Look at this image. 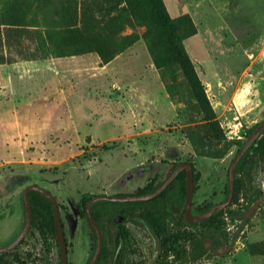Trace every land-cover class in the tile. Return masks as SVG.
Wrapping results in <instances>:
<instances>
[{"label":"rangeland","instance_id":"374dc122","mask_svg":"<svg viewBox=\"0 0 264 264\" xmlns=\"http://www.w3.org/2000/svg\"><path fill=\"white\" fill-rule=\"evenodd\" d=\"M79 1L0 0V245L20 231L21 192L34 184L55 197L66 224L73 222L65 232L68 261L87 264L92 229L81 217L85 198L123 195L143 186L150 178L128 171L135 165L150 171L159 167L161 173L189 161L193 177L197 175L193 214L196 205L224 199L239 143L264 120V0H161L170 18L186 16L195 26L183 46L209 103V120H201L192 98L195 89L182 68L170 57L164 59L162 28L129 8L140 0H120L125 11L103 28L106 47L116 53L106 62L84 37L69 30ZM12 22L17 25L8 24ZM149 36H157L162 45L158 52L166 63L170 92L153 61ZM45 98L44 123L40 115L47 109L33 104ZM18 111L29 115L34 125L29 133L16 128ZM210 121L216 122L218 135L211 132L209 140L202 139ZM21 174L24 182L15 184ZM235 176L242 187L235 204L222 214L223 226L183 223L184 252L172 264H250L249 254L264 256V159L250 151ZM119 205L97 201L91 206L103 243L111 237L112 211ZM182 205L175 183L162 198L132 204L142 218L149 207L160 208L165 222ZM12 252L1 256L0 264H60L56 237L32 226Z\"/></svg>","mask_w":264,"mask_h":264},{"label":"trees","instance_id":"16d2710c","mask_svg":"<svg viewBox=\"0 0 264 264\" xmlns=\"http://www.w3.org/2000/svg\"><path fill=\"white\" fill-rule=\"evenodd\" d=\"M120 0H80L76 3L74 10H73V22L69 25V30L72 34L78 37H84L86 43L89 44L90 48H93L96 50L98 55L101 57L103 61L110 60L116 53L109 50L105 43L107 42L103 35H101V32L103 28L108 23H113L114 21L118 20L119 15L125 11V9L120 7ZM129 8L137 9L141 11L142 13V19L143 20H149L150 22L156 24L157 26L161 27L165 36H166V53L164 56V59H171L172 63H175L178 65L184 73L186 74L187 80L192 84V88L195 89L194 92H192V98L195 99L197 103L198 108V114L201 118V120H209L211 116L207 115V111L209 110V103L206 100L205 94L203 92V89L200 85V82L196 75L193 72V69L191 67L190 61L186 55V51L183 46V39L188 36L192 35L196 32L195 26L193 25V22L191 19H189L186 16H182L179 18H170L165 10L164 4L161 2V0H140L138 4L129 5ZM97 13V14H96ZM19 16H15L14 18L17 19ZM20 21V20H19ZM16 22V21H15ZM12 22L8 23L10 25H17V23ZM148 43L150 46V50L153 55V61L155 65L159 68L162 77L163 82L166 86V88L170 92L168 80L164 76L163 68L165 66V62L162 57V53L158 52L159 48H162L159 38L157 36H149L148 37ZM207 128L209 129V132H205V136L202 139L209 140L210 136H212L211 132H214L217 134L219 132V128L217 129L216 122L210 121L206 124ZM257 125L254 126V128ZM251 132V131H250ZM249 132V134H250ZM264 133V130L261 132V134L250 144L246 152L242 155L240 160L238 161L236 168H235V174L237 171L241 170L242 164L245 162L246 157L248 156L249 152L254 150L255 156L263 158L264 159V136L262 134ZM248 134V135H249ZM190 137H192L189 134ZM245 141V140H244ZM239 143V147L237 148L236 152L239 150V148L244 143ZM195 151L198 154H203L202 150H198L195 148ZM234 174V194L232 201L230 205H228L227 208L219 211L218 213H215L211 215L209 218L194 222L191 224L185 223L186 225H195L200 226L203 228L208 229H219L223 226V217L222 214L225 212V210H228V208L235 204V201L238 199L239 192L241 191V183L238 181V178H236ZM197 179V175H194L193 180ZM181 196L184 202V188H185V180H184V173H181L178 176ZM24 182V176L23 174L18 175L14 179L15 184H21ZM156 184H148L146 191H152L155 189ZM169 188V187H168ZM166 190L161 192L159 195H157L154 198H151L148 200V202H153L159 198H162L165 194ZM224 194L225 197L227 195V175H226V182L224 184ZM224 197V198H225ZM31 210H32V223L31 226L42 231L49 233L53 236H55L54 231V223H53V216H52V209L51 205L48 202V200L43 197L41 194L30 191L28 194ZM256 197L250 198V202L253 201ZM89 197L85 198V203ZM252 200V201H251ZM257 201V200H256ZM144 202V201H143ZM142 202V203H143ZM83 209L81 211V216L84 217V205ZM213 203L207 202L203 204H199L195 206L194 213L198 214L203 212L205 209L210 207ZM163 212L159 208H155L154 211L151 212V215L146 218V221L151 227L154 229L155 225L158 221L162 220ZM186 233L184 230L182 231L181 238L182 243L185 238ZM91 252L94 248V232L92 230L91 233ZM190 235L188 234V237ZM174 251H172L174 254H176L178 259L181 258L184 252L183 245L181 246V250L178 249V252L176 253V247L173 248ZM13 251V250H12ZM10 251L11 253H13ZM10 252H3L0 253V257L6 254H10ZM170 252L168 251L166 254V257L164 258L163 262L164 264H172L174 260L176 259H170L169 256ZM107 261V252L104 247L101 248L97 264H104ZM169 262V263H168Z\"/></svg>","mask_w":264,"mask_h":264},{"label":"flooded vegetation","instance_id":"af4514ba","mask_svg":"<svg viewBox=\"0 0 264 264\" xmlns=\"http://www.w3.org/2000/svg\"><path fill=\"white\" fill-rule=\"evenodd\" d=\"M177 163L178 162L169 165V167L167 169H163L161 173H160L159 167H156L155 170L153 171H150V168L147 167L146 165H142V166L135 165L131 167V169H128V171H132L136 175V177L142 178L144 176L150 179L146 180L143 186L137 185L133 187L132 189H130L129 191H127V194H123V195H137V194L139 195V194H145V193L150 192L149 190L146 191L148 184L152 183V184H156V187L159 186L162 183V181L175 169ZM185 171L186 170L184 169L180 170L175 175V177L169 182L165 190L168 187H170L173 183L179 185L178 176L181 173H184L185 175ZM128 175L130 174L128 173ZM155 177L157 179L153 180L152 178H155ZM125 182L126 180L122 181V183H125ZM122 183H118V185ZM116 195H119V194H116ZM142 202L143 201L118 202L121 205L116 206L115 210L112 211V213H115L116 215L115 217L116 222L111 232V237L106 239L105 243H103V239H102V246H101V248L104 247L106 249L107 259H109L110 256L112 257L110 264L112 263L113 258L117 252L119 253L117 264H148L149 260L151 259L153 255L155 247H156L155 238L158 241V252H157L155 260L153 261V264H164L163 260L166 257V254L168 251L170 252L168 256L170 259H176L178 257L172 251H174L173 248L175 246L176 253H177L178 249L181 250V246H182L181 234L183 231V222H184L182 218L180 217V212H181L182 207L180 209V212L178 213H174L172 211L171 213L172 220L168 222L160 220L156 223L155 228L153 229L151 225H149L146 221V218H148L151 215L153 208L149 207L148 210L145 212V214H143L144 217L142 218L141 215H138L137 213H135L136 211L132 206L133 203L137 204V203H142ZM144 202H148V200H145ZM166 205L169 211V205L168 204ZM92 214L97 221L98 215L93 212ZM59 215H60V212H59ZM84 218L86 219L85 214H84ZM60 219H61V224H62V231H63L65 242H66L67 263L72 264L71 261L70 262L68 261L69 245L66 241L65 232H67L68 229L71 228V225L73 222L72 220H70V222L68 221V224H66L65 223L66 221L62 219L61 216H60ZM59 260H60V257H59ZM97 261L95 264H97Z\"/></svg>","mask_w":264,"mask_h":264},{"label":"water","instance_id":"95a60500","mask_svg":"<svg viewBox=\"0 0 264 264\" xmlns=\"http://www.w3.org/2000/svg\"><path fill=\"white\" fill-rule=\"evenodd\" d=\"M264 130V120L257 124V126L251 131V133L246 137L244 143L239 148V150L236 152L234 157L232 158L228 171H227V195L226 197L216 203H213L210 207L205 209L203 212L198 214H193L191 210V204H192V195H193V172H192V166L189 161H181L178 162L175 169L162 181V183L157 186L154 190L145 193V194H137V195H114V196H105V195H99V196H93L91 197L84 205V214L86 217L87 222L91 225L93 232H94V249L91 254V257L89 258L87 264H95L98 256L101 251L102 246V233L100 230V227L94 218L91 206L93 203L97 201H110V202H130V201H145L149 200L151 198L156 197L161 192L165 190L169 182L175 177V175L182 169L186 170L184 175L185 180V188H184V202L182 205V209L180 212V217L183 221L186 223H193L205 220L209 218L211 215L218 213L219 211L225 209L231 202L234 194V174H235V168L242 157V155L246 152L250 144L261 134V132ZM30 191H35L39 194H41L43 197H45L48 202L51 205L52 209V216H53V223H54V231H55V237L58 244V251H59V257H60V264H68L67 263V254H66V242L64 238V234L62 231V224L61 219L59 215V208L58 203L55 197L46 189H43L42 187L34 184L26 185L21 192V201L23 205V211H24V222L23 225L18 232V234L11 239L9 242L4 243L0 245V253L8 252L13 250L16 246L19 245V243L24 239L25 235L27 234L28 230L31 227L32 223V210L28 198V194ZM260 199L255 201L251 207L246 211V213L243 216V221L252 213L253 209L259 204ZM155 238V237H154ZM156 247L153 252V255L151 259L149 260L148 264H153V261L156 258L157 252H158V241L155 238ZM119 258V253L117 252L113 258V261L111 264H117Z\"/></svg>","mask_w":264,"mask_h":264},{"label":"crops","instance_id":"0c3cea01","mask_svg":"<svg viewBox=\"0 0 264 264\" xmlns=\"http://www.w3.org/2000/svg\"><path fill=\"white\" fill-rule=\"evenodd\" d=\"M199 29V28H198ZM197 29V30H198ZM49 100L48 99H44L43 101H40V102H37V104H33L34 108H42V109H47V110H43L44 113L43 115H40V121H43L44 123L46 122V119H48V116L46 115L48 113V107H49ZM25 109H28V108H25ZM23 114H21V112H17L14 114V116H16V128L18 130H20L21 133L27 131L29 133V130L32 126H34L31 121H30V118H29V115L26 114L27 112L26 111H23L22 112ZM34 119L36 120V117L33 118V121ZM39 120V119H38ZM25 121V122H24ZM37 122V121H36ZM38 124V123H37ZM39 127V126H38ZM40 128V127H39ZM45 132V131H44ZM42 128H40L38 134H42ZM19 160V158L17 159ZM264 230V229H263ZM248 262L251 264V263H255V264H261V263H264V256L263 255H251L249 254L248 255Z\"/></svg>","mask_w":264,"mask_h":264}]
</instances>
